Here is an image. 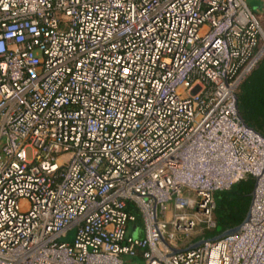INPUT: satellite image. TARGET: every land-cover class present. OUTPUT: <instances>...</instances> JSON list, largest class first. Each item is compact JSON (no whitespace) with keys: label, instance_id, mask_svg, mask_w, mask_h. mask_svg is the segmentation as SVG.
Masks as SVG:
<instances>
[{"label":"built area","instance_id":"built-area-1","mask_svg":"<svg viewBox=\"0 0 264 264\" xmlns=\"http://www.w3.org/2000/svg\"><path fill=\"white\" fill-rule=\"evenodd\" d=\"M263 54L245 0H0V264H264ZM248 175L249 220L202 237Z\"/></svg>","mask_w":264,"mask_h":264},{"label":"trees","instance_id":"trees-1","mask_svg":"<svg viewBox=\"0 0 264 264\" xmlns=\"http://www.w3.org/2000/svg\"><path fill=\"white\" fill-rule=\"evenodd\" d=\"M237 96L245 122L264 136V54L241 82ZM255 183V177L248 175L230 189L215 192L214 235L240 225L245 220L251 207ZM202 237L206 238V235Z\"/></svg>","mask_w":264,"mask_h":264},{"label":"rangeland","instance_id":"rangeland-1","mask_svg":"<svg viewBox=\"0 0 264 264\" xmlns=\"http://www.w3.org/2000/svg\"><path fill=\"white\" fill-rule=\"evenodd\" d=\"M246 1H247V4L254 11L256 17L258 18L261 26L264 29V0H246ZM136 213L138 215V219L136 222L137 229L132 231L133 232L132 235L134 237L143 236L145 234L144 221H143L141 215L137 211H136ZM199 229L203 230L202 225H199ZM129 231L131 232V228L129 229ZM75 233H76V229L72 228L71 230L68 231L67 236L63 237L61 240L62 241H72L75 237ZM204 233L206 235V239H211V238H214L215 236H217V235H214V232L212 230L211 231H205ZM195 239H197V236ZM124 261H125V263L127 262V264H146L145 259L141 255L140 256L139 255H137V256L126 255V256H124Z\"/></svg>","mask_w":264,"mask_h":264},{"label":"water","instance_id":"water-1","mask_svg":"<svg viewBox=\"0 0 264 264\" xmlns=\"http://www.w3.org/2000/svg\"><path fill=\"white\" fill-rule=\"evenodd\" d=\"M236 101H237V103H236V104H237V110H238V113H239V116H240L241 120H242V121H243L248 127H250V126L245 122V120L243 119V117H242V115H241V113H240L238 96H236ZM250 128H251V127H250ZM249 218H250V212H248L247 217L245 218L244 221H245V222L248 221ZM241 224H242V223H241ZM241 224H240V225H237V226H235V227H232V228H230V229L224 231L223 233H221V234L215 236L214 238H211V239H208V240H216V239H220V238H222V237H224V236H227V235L235 234L236 232L239 231V229H240V227H241ZM204 241H205V240H200V241L196 242V243L192 246V248H194V247H198V246L201 245Z\"/></svg>","mask_w":264,"mask_h":264},{"label":"crops","instance_id":"crops-1","mask_svg":"<svg viewBox=\"0 0 264 264\" xmlns=\"http://www.w3.org/2000/svg\"><path fill=\"white\" fill-rule=\"evenodd\" d=\"M246 1V0H245ZM247 2V1H246ZM249 6V5H248ZM250 7V6H249ZM251 8V7H250ZM252 9V8H251ZM254 12V11H253ZM257 13V12H256ZM255 14V13H254ZM260 14V13H259ZM262 14V13H261Z\"/></svg>","mask_w":264,"mask_h":264}]
</instances>
